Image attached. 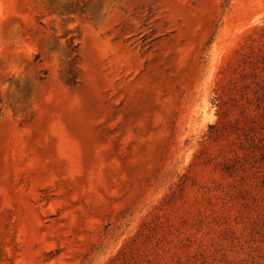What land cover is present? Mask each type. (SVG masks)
<instances>
[{"label": "rangeland", "instance_id": "1", "mask_svg": "<svg viewBox=\"0 0 264 264\" xmlns=\"http://www.w3.org/2000/svg\"><path fill=\"white\" fill-rule=\"evenodd\" d=\"M0 264H264V0H0Z\"/></svg>", "mask_w": 264, "mask_h": 264}, {"label": "trees", "instance_id": "2", "mask_svg": "<svg viewBox=\"0 0 264 264\" xmlns=\"http://www.w3.org/2000/svg\"><path fill=\"white\" fill-rule=\"evenodd\" d=\"M74 81V80H73Z\"/></svg>", "mask_w": 264, "mask_h": 264}]
</instances>
